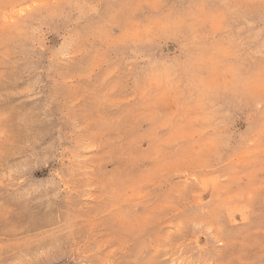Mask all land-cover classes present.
<instances>
[{"label": "rangeland", "instance_id": "obj_1", "mask_svg": "<svg viewBox=\"0 0 264 264\" xmlns=\"http://www.w3.org/2000/svg\"><path fill=\"white\" fill-rule=\"evenodd\" d=\"M0 264H264V0H0Z\"/></svg>", "mask_w": 264, "mask_h": 264}]
</instances>
